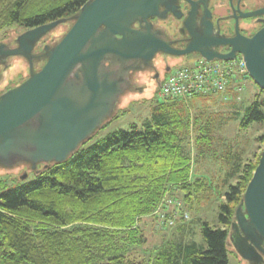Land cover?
<instances>
[{"label": "trees", "instance_id": "obj_1", "mask_svg": "<svg viewBox=\"0 0 264 264\" xmlns=\"http://www.w3.org/2000/svg\"><path fill=\"white\" fill-rule=\"evenodd\" d=\"M87 1L0 0V33L69 19ZM189 99L156 100L142 130L115 131L83 150L87 141L66 162L36 170L34 180L2 191L0 264H228V226L260 154L244 163L240 154H231L236 182L215 193L224 197L221 227L201 223L205 245L189 239L183 224L145 250L142 219L154 216L165 198L178 200L179 194L182 210L190 211L211 199L208 180L192 176L195 151H208L211 137L207 124L190 117ZM263 105L256 95L240 127L263 123ZM257 140L264 143L263 137Z\"/></svg>", "mask_w": 264, "mask_h": 264}, {"label": "water", "instance_id": "obj_2", "mask_svg": "<svg viewBox=\"0 0 264 264\" xmlns=\"http://www.w3.org/2000/svg\"><path fill=\"white\" fill-rule=\"evenodd\" d=\"M177 1L88 0L69 19L26 30L14 47L0 43V64L15 57L28 63L27 79L0 94V167L29 165L35 171L40 165L66 162L114 116L131 86V75L158 53H198L207 62L232 61L238 54L247 76L264 92V26L249 38L226 39L214 33L210 20L195 23L193 2L183 0L191 4L183 23L190 39L184 49L176 50L149 20L164 19L168 12L179 18ZM258 14L263 12L251 16ZM66 22H72L71 27L55 45L43 47L44 65L34 71L35 46ZM218 46H229L230 51L220 54ZM230 230L238 235L234 249L239 255L247 241H264V150L234 210Z\"/></svg>", "mask_w": 264, "mask_h": 264}, {"label": "rangeland", "instance_id": "obj_3", "mask_svg": "<svg viewBox=\"0 0 264 264\" xmlns=\"http://www.w3.org/2000/svg\"><path fill=\"white\" fill-rule=\"evenodd\" d=\"M71 25L72 22L59 25L43 38V42L48 46L55 45L66 34ZM23 32L25 30L21 28H12L0 33V43L14 46L15 39ZM194 60H176L179 61L178 64H172L174 61L171 65H176L175 67L180 68L193 64ZM41 68L42 64L39 63L35 65L34 71H38ZM236 75H238V80L226 92L194 97L189 99L188 103V108L191 111L190 117L191 114H195L199 117L198 123L200 125L207 124L211 137L208 151H202L203 148H197L195 151L192 176L207 179L215 192L212 190L210 200L201 199L199 210L192 209L193 211H190L189 209H184L183 211L189 215L188 221L182 222L181 219L177 218L171 228L156 229L155 216L143 218L141 225L147 238L145 250L146 248L150 249L160 245L163 239L169 237L178 226L183 224L188 225L189 233H191L188 237L189 239L197 244L205 245L200 230L201 223L207 222L211 226L221 227L218 222L219 203L224 201V197L215 196V193L227 190L228 186L234 185L236 182L235 178L230 176L234 166L232 163L234 158L230 157L231 154H240L241 162L244 163L246 160L252 159L254 154H260L264 150V143L257 140L261 137L264 138V122H254L247 127H240L245 109L252 104L256 95H259L261 100L264 99V95L259 92L258 87L247 74L246 76L244 74L239 75L236 72ZM27 77V61L20 57L10 58L7 61L6 68L0 66V94L20 84ZM131 85L130 89L124 93L117 104L113 116H116V118L102 127L83 146V150L115 131H129L132 128L142 130L144 123L151 120L152 110L156 100H158L156 96L159 85H156L151 79L150 72L133 73L131 75ZM235 86L236 88L239 87L240 90L236 91L234 89ZM262 111L264 112V105ZM192 137L193 134H191V140ZM190 148L193 157L194 147L192 143ZM36 170H39L38 173L42 172L43 166H38ZM36 170H31L29 165H17L10 169L0 167V194L4 190L14 188L16 185L34 180V173H37ZM24 175H26V178L22 180L21 177ZM176 198L181 200L179 194L176 195ZM227 251L228 264H239L232 248L228 247ZM142 253L144 252L139 250L137 255L142 256Z\"/></svg>", "mask_w": 264, "mask_h": 264}, {"label": "flooded vegetation", "instance_id": "obj_4", "mask_svg": "<svg viewBox=\"0 0 264 264\" xmlns=\"http://www.w3.org/2000/svg\"><path fill=\"white\" fill-rule=\"evenodd\" d=\"M194 4L195 14L193 20L199 23L202 18L210 20L213 25V31L218 36L230 39L238 35L249 38L264 26V0H190ZM178 14L177 18L172 13L165 14L164 19L151 18L149 21L153 24L155 29L161 30L166 39L171 43V47L176 50L184 49L190 39V35L186 26L183 25L184 21L188 18L191 4L186 1H177ZM160 12L164 11L163 7L159 8ZM263 12V14L253 15L254 13ZM46 37V36H45ZM44 37V38H45ZM15 46V44H14ZM12 46V47H14ZM46 44L41 39L33 50V66L44 65L42 57L43 47ZM48 46V45H47ZM216 51L220 54H226L230 51L229 46H218ZM237 54L235 58H239ZM198 53H193L187 56H173L163 53H158L143 70L136 72L138 74L144 72L151 73V79L156 85L161 84L168 74H170L177 67L171 65L178 64L176 60L186 59H200ZM6 68L7 64H0ZM132 86V85H131ZM130 89V88H129ZM231 223V220H230ZM230 223L227 230V249L232 248L234 256L239 261V264H264V241L253 243L247 241L246 247H243L244 254L239 255L234 249V243L237 242V233L230 230Z\"/></svg>", "mask_w": 264, "mask_h": 264}, {"label": "built area", "instance_id": "obj_5", "mask_svg": "<svg viewBox=\"0 0 264 264\" xmlns=\"http://www.w3.org/2000/svg\"><path fill=\"white\" fill-rule=\"evenodd\" d=\"M236 72L239 75H246L244 63L240 57L228 62H207L201 58L195 59L193 64L173 70L161 81L156 96L157 101L187 100L196 96L224 93L238 80ZM234 89L240 90L236 86ZM182 208L181 201L165 198L153 213L158 229L172 227L177 218L187 222L189 215Z\"/></svg>", "mask_w": 264, "mask_h": 264}, {"label": "crops", "instance_id": "obj_6", "mask_svg": "<svg viewBox=\"0 0 264 264\" xmlns=\"http://www.w3.org/2000/svg\"><path fill=\"white\" fill-rule=\"evenodd\" d=\"M194 176V175H193ZM195 177V176H194Z\"/></svg>", "mask_w": 264, "mask_h": 264}]
</instances>
